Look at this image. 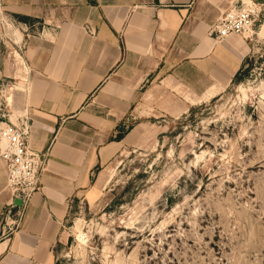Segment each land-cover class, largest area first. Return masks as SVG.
I'll list each match as a JSON object with an SVG mask.
<instances>
[{
  "label": "rangeland",
  "instance_id": "1",
  "mask_svg": "<svg viewBox=\"0 0 264 264\" xmlns=\"http://www.w3.org/2000/svg\"><path fill=\"white\" fill-rule=\"evenodd\" d=\"M30 2L39 11L56 0H0V123L15 110V64L45 27L30 8L12 6ZM256 8L247 34L253 52L227 85L188 104L186 95L208 80L177 65L175 95L124 109L115 136L127 138L104 188L66 199L51 215L56 231L42 240L37 264H264V3ZM43 170L32 161L14 184L5 168L10 203L0 212V238L22 222ZM14 198L23 204L13 207Z\"/></svg>",
  "mask_w": 264,
  "mask_h": 264
},
{
  "label": "crops",
  "instance_id": "2",
  "mask_svg": "<svg viewBox=\"0 0 264 264\" xmlns=\"http://www.w3.org/2000/svg\"><path fill=\"white\" fill-rule=\"evenodd\" d=\"M241 1L264 3L56 0L39 11L33 9L39 3L12 5L30 8L45 24L30 36L19 56L24 62L15 64L12 77L19 81L13 88L15 110L8 116L9 123H25L29 151L37 153L44 170L22 222L0 238V264L45 260L40 257L46 247L42 240L52 239L56 231L51 215L60 213L66 199H84L90 190L104 188L127 138L112 139L124 109L137 102L145 109L150 101H160L163 91L175 95L179 83L170 70L189 66L208 80L200 93L186 95L188 104L235 77L253 52L249 35L218 40L212 29ZM161 69L168 72L144 89ZM5 173L0 163V212L10 203Z\"/></svg>",
  "mask_w": 264,
  "mask_h": 264
},
{
  "label": "built area",
  "instance_id": "3",
  "mask_svg": "<svg viewBox=\"0 0 264 264\" xmlns=\"http://www.w3.org/2000/svg\"><path fill=\"white\" fill-rule=\"evenodd\" d=\"M257 11L255 3L241 1L215 22L212 29L214 37L218 40L230 35L246 37L251 31ZM27 132L28 128L25 125L14 123L0 125V143L3 146V148L0 146V163L7 169L9 180L14 184L19 183L20 171L24 170L25 166L28 167V163L36 161L42 164L40 158L29 151ZM16 189H20L22 196L28 199L29 194H23L22 188L16 187ZM21 200L23 204V199Z\"/></svg>",
  "mask_w": 264,
  "mask_h": 264
},
{
  "label": "water",
  "instance_id": "4",
  "mask_svg": "<svg viewBox=\"0 0 264 264\" xmlns=\"http://www.w3.org/2000/svg\"><path fill=\"white\" fill-rule=\"evenodd\" d=\"M11 203H12L13 206H21L22 205V200L20 198H14Z\"/></svg>",
  "mask_w": 264,
  "mask_h": 264
},
{
  "label": "trees",
  "instance_id": "5",
  "mask_svg": "<svg viewBox=\"0 0 264 264\" xmlns=\"http://www.w3.org/2000/svg\"><path fill=\"white\" fill-rule=\"evenodd\" d=\"M238 73L235 75V78L237 77ZM124 137V132L118 133L115 137L114 140H120Z\"/></svg>",
  "mask_w": 264,
  "mask_h": 264
},
{
  "label": "bare ground",
  "instance_id": "6",
  "mask_svg": "<svg viewBox=\"0 0 264 264\" xmlns=\"http://www.w3.org/2000/svg\"><path fill=\"white\" fill-rule=\"evenodd\" d=\"M0 124H3V123H0ZM1 126H3V125H1ZM3 145H4V143H3ZM4 147H6L5 145H4ZM77 225V224H76Z\"/></svg>",
  "mask_w": 264,
  "mask_h": 264
}]
</instances>
